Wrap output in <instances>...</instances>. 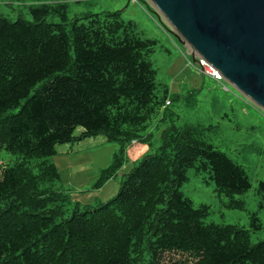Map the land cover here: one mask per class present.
Returning a JSON list of instances; mask_svg holds the SVG:
<instances>
[{
	"label": "trees",
	"instance_id": "obj_1",
	"mask_svg": "<svg viewBox=\"0 0 264 264\" xmlns=\"http://www.w3.org/2000/svg\"><path fill=\"white\" fill-rule=\"evenodd\" d=\"M67 7L32 5L34 22L0 18V152L21 157L0 176V264H169L168 252L194 264H264V241L251 245L244 229L206 224L209 208L180 190L195 168L220 194H243L252 187L246 170L206 142L200 126H173L155 152L149 146V123L172 104L168 89L158 95L157 42L139 37L120 11L69 24ZM52 13L63 22L48 23ZM101 135L119 151L94 189L123 168L133 140L150 150L114 198L84 211L74 202L68 217L63 202L71 201L53 188L61 175L47 158L57 145Z\"/></svg>",
	"mask_w": 264,
	"mask_h": 264
},
{
	"label": "rangeland",
	"instance_id": "obj_2",
	"mask_svg": "<svg viewBox=\"0 0 264 264\" xmlns=\"http://www.w3.org/2000/svg\"><path fill=\"white\" fill-rule=\"evenodd\" d=\"M44 3L67 4L69 24L76 17L81 19L88 15L120 11L122 20L133 23L139 37L157 42L150 59L157 72L158 95H162L165 88L168 89L167 95L172 104L163 107L149 123L147 133L152 135V145L148 143L149 146L155 152L161 145V133L173 126H200L204 129L206 142L242 166L252 187L243 194L227 197L219 193L209 172L190 168L187 171L188 180L181 186V192L192 201L195 208H209L204 219L206 224L244 229L250 235L251 245L264 241V197L259 192L260 183H264V111L226 81H218L210 76L208 67L194 64L190 49L172 32L167 20L147 0H0V18L11 22L19 19L34 22L30 7ZM46 21L61 23L63 19L52 13ZM19 110L14 109L9 114ZM82 132L83 129H78L75 134L79 136ZM143 145L137 141L127 146L125 165L105 184L100 193H97L99 189H94V185L103 170L111 166L119 151V144L101 135L76 143L57 145V155L47 160L57 166L61 175L53 188L64 193L71 201L63 202L67 216L74 212V202L80 203V209L84 211L89 205L97 207L114 198L130 173L129 169H123L129 162L134 163L133 168L146 155L140 151ZM20 160L21 157L17 155L1 151L0 176L5 165ZM87 197L90 199L87 200ZM238 204H242V207H237ZM255 214L260 220L259 229L252 225ZM164 259L169 264L196 262L189 254L180 252H168Z\"/></svg>",
	"mask_w": 264,
	"mask_h": 264
},
{
	"label": "water",
	"instance_id": "obj_3",
	"mask_svg": "<svg viewBox=\"0 0 264 264\" xmlns=\"http://www.w3.org/2000/svg\"><path fill=\"white\" fill-rule=\"evenodd\" d=\"M193 56L264 111V0H147Z\"/></svg>",
	"mask_w": 264,
	"mask_h": 264
},
{
	"label": "built area",
	"instance_id": "obj_4",
	"mask_svg": "<svg viewBox=\"0 0 264 264\" xmlns=\"http://www.w3.org/2000/svg\"><path fill=\"white\" fill-rule=\"evenodd\" d=\"M200 66L201 67H208L207 70H209V75L212 76L213 78L217 79L218 81L221 80V78L219 77V73L207 62H205L204 60H200ZM167 104H169V102H167ZM135 143V142H133Z\"/></svg>",
	"mask_w": 264,
	"mask_h": 264
},
{
	"label": "crops",
	"instance_id": "obj_5",
	"mask_svg": "<svg viewBox=\"0 0 264 264\" xmlns=\"http://www.w3.org/2000/svg\"><path fill=\"white\" fill-rule=\"evenodd\" d=\"M149 150V148H148V146L146 145V144H144L143 146H142V148H140V151H143V152H147ZM145 153H143V154H145ZM134 163L133 162H129V164H128V166L126 167V168H124L123 170H127V169H129L130 171L132 170V165H133ZM112 180V179H111ZM111 180H109V181H111ZM108 181V182H109ZM107 182V183H108ZM106 183V184H107ZM104 186L105 185H103L99 190H97V193H100V191L104 188ZM86 196H87V194H86ZM90 198L89 197H87V200H89Z\"/></svg>",
	"mask_w": 264,
	"mask_h": 264
},
{
	"label": "clouds",
	"instance_id": "obj_6",
	"mask_svg": "<svg viewBox=\"0 0 264 264\" xmlns=\"http://www.w3.org/2000/svg\"><path fill=\"white\" fill-rule=\"evenodd\" d=\"M200 60H202V59H199V62H198V63H195V62H194V64H198V65H199V64H200ZM205 62H206V61H205ZM219 75H220V74H219ZM220 77H221V75H220ZM222 80H223V78L221 77V80H220V81H222ZM133 142L136 143L137 140H133L132 143H133ZM135 143H133V144H135Z\"/></svg>",
	"mask_w": 264,
	"mask_h": 264
},
{
	"label": "bare ground",
	"instance_id": "obj_7",
	"mask_svg": "<svg viewBox=\"0 0 264 264\" xmlns=\"http://www.w3.org/2000/svg\"><path fill=\"white\" fill-rule=\"evenodd\" d=\"M219 77H220V75H219ZM221 78V77H220Z\"/></svg>",
	"mask_w": 264,
	"mask_h": 264
}]
</instances>
